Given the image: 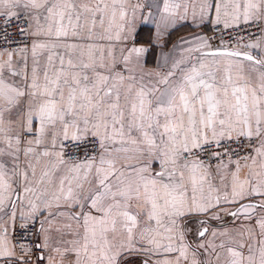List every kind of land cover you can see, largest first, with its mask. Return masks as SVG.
<instances>
[{
  "label": "snow or ice",
  "instance_id": "6c2138e0",
  "mask_svg": "<svg viewBox=\"0 0 264 264\" xmlns=\"http://www.w3.org/2000/svg\"><path fill=\"white\" fill-rule=\"evenodd\" d=\"M0 264H264V0H0Z\"/></svg>",
  "mask_w": 264,
  "mask_h": 264
},
{
  "label": "crops",
  "instance_id": "0c3cea01",
  "mask_svg": "<svg viewBox=\"0 0 264 264\" xmlns=\"http://www.w3.org/2000/svg\"><path fill=\"white\" fill-rule=\"evenodd\" d=\"M145 27H148V26H145Z\"/></svg>",
  "mask_w": 264,
  "mask_h": 264
}]
</instances>
